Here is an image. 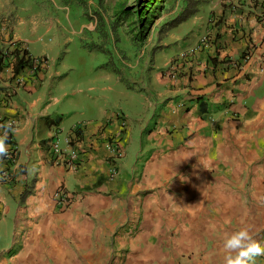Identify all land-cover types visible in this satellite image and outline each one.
Returning a JSON list of instances; mask_svg holds the SVG:
<instances>
[{"label":"crops","instance_id":"crops-1","mask_svg":"<svg viewBox=\"0 0 264 264\" xmlns=\"http://www.w3.org/2000/svg\"><path fill=\"white\" fill-rule=\"evenodd\" d=\"M14 10L0 0V49L22 45L47 58L48 67L34 76L21 72L20 83L9 65L0 71V137L7 149L15 147L10 162L0 160V228L7 238L0 264L91 262L93 251L122 244L117 229L137 211L157 226L133 243L157 253L141 264H223L225 233L241 227L264 245V0L233 9L211 1L180 23L163 47L177 50L161 64L153 61L137 89L142 104L134 101L135 88L115 90L93 77L65 84L74 68H52L53 45L42 40L50 23H21ZM205 34L212 43L166 75L170 62ZM37 42L41 50L32 54ZM52 138L62 147L70 140L75 170L52 161ZM111 140L124 151L115 174ZM59 186L73 200L54 213ZM251 264H264V255Z\"/></svg>","mask_w":264,"mask_h":264},{"label":"rangeland","instance_id":"rangeland-1","mask_svg":"<svg viewBox=\"0 0 264 264\" xmlns=\"http://www.w3.org/2000/svg\"><path fill=\"white\" fill-rule=\"evenodd\" d=\"M8 1L15 7L14 15L21 23H50L51 29L42 40L53 45L52 68L59 71L74 68L65 84L93 77L115 90L135 88L134 94L138 96L134 101L142 104L146 102L145 94L137 89L145 86L152 62L161 64L177 50L174 44L163 48L165 43L173 41L175 29L180 23L192 21L207 4L215 0ZM220 1L224 5L226 0ZM185 12L191 15L182 20ZM135 13L142 15L141 21ZM30 49L32 54L40 52L41 43L31 45ZM104 74H109L110 80L103 79ZM54 80V84H57L58 79ZM66 208L68 206L64 209L54 207V213L63 212ZM117 230L122 232L118 239L122 244L112 248L109 246L107 252L93 251L89 259L91 262L84 264L99 261L102 264H141L142 259H156L155 251L143 252L140 246L133 244L136 238H142V232L156 233V221L141 219L137 211ZM5 239L2 227L0 248ZM110 240L114 243L113 236ZM130 241H133L132 245ZM151 242L155 244V241ZM136 243L140 245L142 239Z\"/></svg>","mask_w":264,"mask_h":264},{"label":"built area","instance_id":"built-area-1","mask_svg":"<svg viewBox=\"0 0 264 264\" xmlns=\"http://www.w3.org/2000/svg\"><path fill=\"white\" fill-rule=\"evenodd\" d=\"M245 1H248L250 3L253 2V0H236L235 2H232L230 0H226L223 2V4L230 9H233L236 7V5H238L241 2H245ZM263 21H264V19H263ZM209 43H212V39L209 37L208 34L201 36L193 48L188 49L186 53L185 52L181 53L178 56V58L172 60L164 73L168 76H171L173 74V72L175 71V69L178 67V65H177L178 61H182L188 55H192L196 51L203 50V48L206 47ZM17 49L20 51V53H22L23 51L27 52L26 48L22 45L18 46ZM2 51H3L4 55L6 56L5 59H8V57H11V60L8 61L7 64L5 63V67H7V65H9L11 67L12 76L14 79L19 77V78H17V82H19V83L21 81H23V78H20V76H19V74L21 72L26 71L28 75L31 74L34 76V75H36V73L38 71H40V69H46L48 67V60L46 58L32 57L27 52L24 55V60L28 61V65L25 68H23L18 74L14 75L13 74L14 58L10 54L11 51L8 52V49H6V48H3ZM248 57H249V54L244 53L241 58H242V60H247ZM5 62H6V60H5ZM117 115L119 118H121V121H122L123 120L122 114H117ZM5 125L7 126V128H13L14 121L13 120H6ZM69 141L70 140L66 141V144H67L66 147H62L59 143L58 138H56V139L52 138L49 141L51 159L55 164H61L64 167H66L67 169L75 170L78 166V160L76 158L77 153L68 146ZM107 148L110 150V152L112 153V156H113V160L110 163L111 173L115 174L116 161H117V159H120L123 156L124 151H123V148L119 145L118 140L109 141ZM14 151H15V147L12 144V146L7 149L6 154L3 156H0V160L4 161L5 163L10 162L13 159ZM114 158H115V160H114ZM1 177H2L3 181L9 180V174L7 173L6 170L1 172ZM52 199H53L55 207H57L59 209H64L65 207L70 205L71 201L73 200V195L71 193H69L68 191H66L62 186H59L53 192Z\"/></svg>","mask_w":264,"mask_h":264},{"label":"clouds","instance_id":"clouds-1","mask_svg":"<svg viewBox=\"0 0 264 264\" xmlns=\"http://www.w3.org/2000/svg\"><path fill=\"white\" fill-rule=\"evenodd\" d=\"M6 152L4 137H0V156L5 155ZM223 248L225 250L223 264H251L255 257L264 255V245L253 239L248 227L226 232Z\"/></svg>","mask_w":264,"mask_h":264},{"label":"trees","instance_id":"trees-1","mask_svg":"<svg viewBox=\"0 0 264 264\" xmlns=\"http://www.w3.org/2000/svg\"><path fill=\"white\" fill-rule=\"evenodd\" d=\"M135 15L140 21L142 20L141 14L135 13ZM189 15H191V13L186 15V12H185L184 15H182V20L189 17ZM25 53H27V52L23 51L22 53H20V51L17 48H14L10 52V54L14 58V61H13V74L14 75L18 74L23 68H25L28 65V61L24 60ZM5 58H6V56L4 55L2 49H0V71L5 67V60H6Z\"/></svg>","mask_w":264,"mask_h":264}]
</instances>
